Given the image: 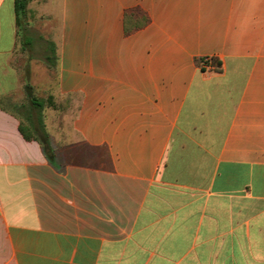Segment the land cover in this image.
Wrapping results in <instances>:
<instances>
[{
	"label": "crops",
	"instance_id": "1",
	"mask_svg": "<svg viewBox=\"0 0 264 264\" xmlns=\"http://www.w3.org/2000/svg\"><path fill=\"white\" fill-rule=\"evenodd\" d=\"M89 8L46 122L0 0V264H264V0Z\"/></svg>",
	"mask_w": 264,
	"mask_h": 264
},
{
	"label": "rangeland",
	"instance_id": "2",
	"mask_svg": "<svg viewBox=\"0 0 264 264\" xmlns=\"http://www.w3.org/2000/svg\"><path fill=\"white\" fill-rule=\"evenodd\" d=\"M95 2L96 0H72L76 5L72 13L76 10V16L73 14L70 21L68 11L63 6L64 0H30L27 11L21 18L18 26L19 46L11 62L12 65L22 67L24 71L29 69L28 81L33 85L34 96L44 102L42 115L46 122L48 117L54 114L48 109V98L52 96L51 94L55 99L62 97L55 88V83L58 79L56 68L59 55L63 51V41L69 34L73 42L79 35H84L85 31L82 27L86 22V13ZM91 11L94 16L93 10ZM136 13L139 12H124V25H127V22L129 24L132 18L135 21L131 23V27L136 29L143 25L146 21L145 15L135 17ZM25 38H29V43L25 42ZM48 41L55 42L56 56L52 59L53 65H50L46 59V56L51 57V51L47 49ZM61 109L62 107H59V110Z\"/></svg>",
	"mask_w": 264,
	"mask_h": 264
},
{
	"label": "trees",
	"instance_id": "3",
	"mask_svg": "<svg viewBox=\"0 0 264 264\" xmlns=\"http://www.w3.org/2000/svg\"><path fill=\"white\" fill-rule=\"evenodd\" d=\"M29 1L30 0H14V12H15L17 26L20 25L21 18H22V16H24V14L27 11V5H28ZM133 28L134 27H131L130 25H128V22H127V25H125V31L126 32H130ZM49 50L51 51V57L46 56V59L48 60V62L50 64H53L54 63V60H52V59H54V45H53V43L49 44ZM213 63L215 64L216 69L218 70L219 66H218V64H217L215 59H213ZM24 88H25V91H26V94H27L28 98H31L32 104L35 107H37L39 110H41L43 108L44 104L42 102L36 100V98L33 95L32 86L28 82H26L25 85H24ZM47 105L48 106H53V99H52L51 96L48 98ZM20 130L23 133L25 139H28V140L32 139L31 137H29L24 132V130L22 129L21 126H20Z\"/></svg>",
	"mask_w": 264,
	"mask_h": 264
},
{
	"label": "built area",
	"instance_id": "4",
	"mask_svg": "<svg viewBox=\"0 0 264 264\" xmlns=\"http://www.w3.org/2000/svg\"><path fill=\"white\" fill-rule=\"evenodd\" d=\"M213 61V60H212Z\"/></svg>",
	"mask_w": 264,
	"mask_h": 264
}]
</instances>
